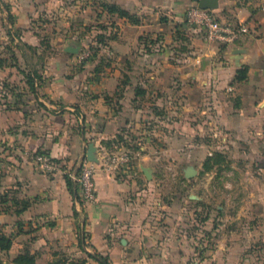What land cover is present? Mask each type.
<instances>
[{
  "label": "crops",
  "instance_id": "obj_1",
  "mask_svg": "<svg viewBox=\"0 0 264 264\" xmlns=\"http://www.w3.org/2000/svg\"><path fill=\"white\" fill-rule=\"evenodd\" d=\"M66 1L5 0L15 24L25 31L33 28L35 15L68 19L71 9L83 15L69 24L67 35L74 38L46 60L47 69L38 71L36 90L25 85L13 89L14 99L2 109L3 140L11 149L20 144L18 155L10 149L5 154L2 189L18 188L31 202L20 214L11 211L0 217L9 227L5 232L13 235L9 252L29 249L36 254V264H46L56 254L86 251L107 255L111 264H252L250 241L235 233L209 252L194 248L189 230L174 224L187 226L186 211L173 216L168 202L151 199V178L143 169H151L148 149L136 156L141 160L134 161L128 173L98 169L97 201L81 211L67 176L78 171L91 143L99 158L131 139L160 136L161 129L163 137L172 138L175 127L200 125L208 109L213 115L207 119L210 123L245 132L256 128L248 137L264 145V0H220L217 11L236 9L238 20L251 28L241 39L225 43L209 39L205 29L186 22V0L151 3L153 13L165 4L177 16L167 29V20L151 22V40L146 42L141 35L150 25L143 13H150L151 0H82L83 5L73 0L70 6ZM104 3L127 9L138 21L110 12ZM87 24L92 28H86L91 30L85 36L100 33L101 40L82 63L79 56L87 40L81 33ZM70 45L78 46L79 52L67 50ZM242 67H247V77L240 80L236 76ZM28 89L35 96L32 109L24 95ZM28 148L45 151L59 167L44 171L34 158L26 157ZM152 173L155 177L153 168ZM259 232L264 240V230ZM89 263L97 264L92 259Z\"/></svg>",
  "mask_w": 264,
  "mask_h": 264
},
{
  "label": "rangeland",
  "instance_id": "obj_2",
  "mask_svg": "<svg viewBox=\"0 0 264 264\" xmlns=\"http://www.w3.org/2000/svg\"><path fill=\"white\" fill-rule=\"evenodd\" d=\"M66 2L70 6L74 1L67 0ZM154 2L155 0L150 2V13H143V20L150 25V30L141 35L143 42L151 40V22L167 20L164 21L167 22L166 25L162 23L166 29L167 26H174L176 23L177 15L169 5L159 4L153 13L151 3ZM80 3L83 5L82 0ZM186 3L182 8L184 18H187L188 7L197 2L186 0ZM217 9H214L215 15L221 21L230 24L239 22L236 9L235 11H229L226 7L218 11ZM75 10L78 9L70 10L72 14H68V19L54 14L35 15L32 19L33 28L31 31L27 29L25 31L23 27L15 24V17L10 13L5 0H0V117H2L5 102L10 99L12 101L15 97L13 89H20L24 85L29 87L25 73L33 68L38 71L47 69L46 65L49 63L46 60L49 61L55 54L61 52L63 44L69 38H74L67 35L69 24L74 16H77L76 19L83 18V15ZM79 22L74 20L75 25H79ZM186 22L196 29L200 26L190 22L188 18ZM87 27L91 26L89 24L84 26L82 36L88 34L92 28L86 29ZM165 28L160 31L164 32ZM200 31L198 32L201 33L203 30ZM178 33L180 30L177 31ZM76 34L79 38L80 34L78 32ZM92 34L94 35L84 37L87 41L84 40L86 43L79 56L82 63L83 59H86L82 58V55L88 53L87 59L92 57L98 41L101 40L100 33ZM24 95L28 109H32L35 105L33 92L29 91ZM211 116H213L212 111L208 109L202 113L203 119L200 125L175 127L172 129L174 132L172 138L163 137V129H161L162 135L160 136L154 133L146 141L131 139L124 147L135 154L134 161L141 160L136 158L141 151L146 149L151 151V158L147 159L151 164V169L155 170V177L151 178V199L168 202L173 216L186 211L190 219L187 226L176 221L174 224L189 230L191 234L189 240L194 248L209 252L220 240H232L231 234L235 233L240 239L246 238L250 241L252 264H264L262 249L264 240L259 232L264 230V157L261 156L264 145L259 140L248 137L249 132L255 131L256 128H248L245 132V128L240 129L237 126H219L207 120L211 119ZM3 139L4 127L0 124L1 191H5L2 187H4V179L7 178L4 172V164L7 161L5 154L10 149L8 152L15 155L20 146V144H15L16 148L11 146V149L7 141ZM25 152L26 157L34 158L36 165L41 169L50 171L37 161L39 155L37 151L28 148ZM57 165L59 167V164ZM190 167L195 170L193 176L186 175V170ZM15 189L18 190L16 194L19 196L21 194L19 189ZM3 207L5 206L0 207L2 218L5 217L4 213L11 212L10 210L9 213L5 212ZM8 228L0 222V229L5 231ZM20 241L28 242L25 238H21ZM27 244L30 245V242ZM64 255L69 258L86 256L84 254ZM14 257L15 254L0 250V264H15Z\"/></svg>",
  "mask_w": 264,
  "mask_h": 264
},
{
  "label": "built area",
  "instance_id": "obj_3",
  "mask_svg": "<svg viewBox=\"0 0 264 264\" xmlns=\"http://www.w3.org/2000/svg\"><path fill=\"white\" fill-rule=\"evenodd\" d=\"M186 14L190 22L196 23L205 29L207 37L211 40L224 43L233 42L250 32L247 21H239L237 24L221 21L215 15L214 9L201 8L197 3L191 4ZM87 54L84 53L82 58L87 59ZM98 159V161H91L85 157L78 171L70 174L79 187L76 200L80 211L83 206L97 201L96 173L98 169L101 168L113 174L128 173L134 165L135 154L128 148L121 147L103 153ZM37 161L47 170L53 171L58 168L57 163L44 155H38Z\"/></svg>",
  "mask_w": 264,
  "mask_h": 264
},
{
  "label": "trees",
  "instance_id": "obj_4",
  "mask_svg": "<svg viewBox=\"0 0 264 264\" xmlns=\"http://www.w3.org/2000/svg\"><path fill=\"white\" fill-rule=\"evenodd\" d=\"M106 9L110 12H116L120 16H124L129 18L131 21H138L136 16L132 14L127 9L122 8L121 6L114 3H104L103 4ZM39 74L38 69L33 68L31 71L25 73L26 82L29 85L32 91L36 90V79ZM247 77V67H242L238 70V74L236 76L237 79H245ZM37 154L44 155L50 158L55 163L59 164V162L53 157L47 155L45 151L38 150ZM67 183L69 188L74 192L75 197H78L79 187L77 183L71 178L67 176ZM18 192L15 188L5 189V191L0 190V207L5 206V212L13 211L16 214H20L24 212V210L28 209L31 202L30 199L18 196L16 193ZM3 204V205H1ZM13 235L7 234L4 230L0 229V250L1 251H9L13 244ZM90 259L97 262V264H111L109 257L102 253H91L86 251L85 257L79 258H69L64 254H56L55 257L48 261L46 264H90ZM13 261L16 264H36V254L31 253L29 249H24L23 251L17 253L13 258Z\"/></svg>",
  "mask_w": 264,
  "mask_h": 264
},
{
  "label": "water",
  "instance_id": "obj_5",
  "mask_svg": "<svg viewBox=\"0 0 264 264\" xmlns=\"http://www.w3.org/2000/svg\"><path fill=\"white\" fill-rule=\"evenodd\" d=\"M197 2L198 6L201 8H211V9H217L219 7L220 4V0H194ZM67 50L71 51V52H79V47L78 46H68ZM96 147L94 143H91L89 145V149H88V156L87 158L91 161H98V157L96 156ZM146 175L149 178H152L153 173H152V169H150L147 166L143 167ZM195 173V170L193 168H187L186 170V175L187 176H193V174Z\"/></svg>",
  "mask_w": 264,
  "mask_h": 264
}]
</instances>
